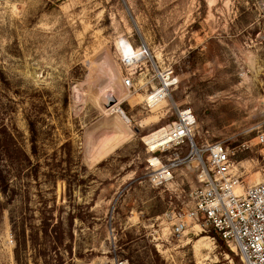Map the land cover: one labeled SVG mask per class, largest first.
<instances>
[{
  "label": "rangeland",
  "instance_id": "rangeland-1",
  "mask_svg": "<svg viewBox=\"0 0 264 264\" xmlns=\"http://www.w3.org/2000/svg\"><path fill=\"white\" fill-rule=\"evenodd\" d=\"M120 42L151 55L123 97L105 60L122 80ZM168 69L172 101L148 107ZM172 103L194 114L199 151L221 143L245 185L264 182V0H0V264H243L199 223L172 234L201 187L195 161L148 181L143 137ZM117 108L132 135L98 156Z\"/></svg>",
  "mask_w": 264,
  "mask_h": 264
},
{
  "label": "built area",
  "instance_id": "built-area-1",
  "mask_svg": "<svg viewBox=\"0 0 264 264\" xmlns=\"http://www.w3.org/2000/svg\"><path fill=\"white\" fill-rule=\"evenodd\" d=\"M123 43L120 65L127 73L122 82L127 91H134L136 69L142 61H151V55L143 43L138 47ZM141 72L139 69L138 76ZM156 80L157 87L145 101L148 107L172 101L171 91L180 83L171 69L157 72ZM145 85H139L138 89ZM172 106L175 120L153 132L154 148L144 143L157 162L152 164L148 160L154 169L148 181L154 187L169 184L179 167L195 161L199 172L197 179L201 183V187L189 194L193 206L185 214L171 217L175 219L172 234L179 236L188 223H199L201 228L211 229L226 245L233 247L243 264H264V182L245 185L234 167L233 154L221 143L207 145L199 151L194 142L197 126L194 114L189 108L177 109L173 103ZM258 143L264 144V134L258 137ZM183 148L187 150L184 156ZM201 152L207 154L205 163L201 160ZM166 153L165 160L157 156ZM116 264H127V261L119 260Z\"/></svg>",
  "mask_w": 264,
  "mask_h": 264
},
{
  "label": "bare ground",
  "instance_id": "bare-ground-1",
  "mask_svg": "<svg viewBox=\"0 0 264 264\" xmlns=\"http://www.w3.org/2000/svg\"><path fill=\"white\" fill-rule=\"evenodd\" d=\"M123 44H124L123 42H120L121 46ZM105 60L108 61L109 69L112 71V75H113V78H110L108 83L110 84L112 89H115L118 92V95L120 97H123L126 94V89H124L120 74H119L118 70L113 66V62L109 57H106ZM146 99H148V98H146ZM152 103H157V102L153 101ZM101 121L100 122H101L102 126H104L103 128H105L106 130L107 129L112 130L114 132V134L112 137H102L99 134L101 137L100 138L98 137L95 144L92 143L93 144L92 145L93 151H94L93 153H97L98 156L110 153L118 145L125 142L132 135V132L127 127L128 119L126 118V116L123 114V112L119 108H117L114 111V114H112L110 117H108L104 120H101ZM154 137L155 136L153 133L149 134V135L143 137V141L148 145H153L155 143ZM156 163H157L156 161L152 162V164H156Z\"/></svg>",
  "mask_w": 264,
  "mask_h": 264
},
{
  "label": "water",
  "instance_id": "water-1",
  "mask_svg": "<svg viewBox=\"0 0 264 264\" xmlns=\"http://www.w3.org/2000/svg\"><path fill=\"white\" fill-rule=\"evenodd\" d=\"M134 132H135V133H138V130L134 128Z\"/></svg>",
  "mask_w": 264,
  "mask_h": 264
},
{
  "label": "trees",
  "instance_id": "trees-1",
  "mask_svg": "<svg viewBox=\"0 0 264 264\" xmlns=\"http://www.w3.org/2000/svg\"><path fill=\"white\" fill-rule=\"evenodd\" d=\"M219 240H221L220 238H219ZM222 241V240H221Z\"/></svg>",
  "mask_w": 264,
  "mask_h": 264
}]
</instances>
